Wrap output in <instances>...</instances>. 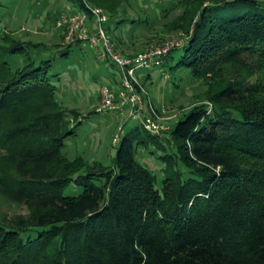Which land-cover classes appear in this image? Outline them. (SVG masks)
Returning <instances> with one entry per match:
<instances>
[{
	"label": "trees",
	"instance_id": "1",
	"mask_svg": "<svg viewBox=\"0 0 264 264\" xmlns=\"http://www.w3.org/2000/svg\"><path fill=\"white\" fill-rule=\"evenodd\" d=\"M11 1L0 0V190L25 214L0 219V264H264V81H251L264 74V0H151V14H135L132 0H66L78 10L62 14L84 11L93 29L91 7L104 10L121 56L137 55L120 45L158 24L187 39L129 77L145 117L157 121L167 104L154 105L139 69L204 86L160 133L138 119L108 162L64 153L83 120L59 98L52 58L88 43L64 42L62 14L60 43L21 38L8 27ZM118 67L120 90L105 85L116 103L127 91Z\"/></svg>",
	"mask_w": 264,
	"mask_h": 264
},
{
	"label": "rangeland",
	"instance_id": "2",
	"mask_svg": "<svg viewBox=\"0 0 264 264\" xmlns=\"http://www.w3.org/2000/svg\"><path fill=\"white\" fill-rule=\"evenodd\" d=\"M150 1L132 0L136 6L135 14L153 13L156 7L152 6ZM9 10L12 18H10L11 22L8 27L9 30L14 29L16 35L37 43L58 44L61 42L59 36L61 32L56 28L58 15L78 9L66 0H12ZM155 27H158L157 33L155 30H140L128 41L129 43L120 45L121 48L126 54H139L157 44L178 41L183 37L180 34L162 33L159 24ZM155 36L160 39L153 41ZM92 48L96 54V46ZM94 52L88 44H85L79 51L72 52L67 58H52L53 70L62 77L59 98L68 107L78 109L83 120L77 136L67 140L64 153L69 157L82 154L89 161L108 162L109 154L116 151L115 146L119 143V135L138 124L139 120H130V109L124 110L123 114L109 110L101 114H88L100 107L98 96L103 85L111 87L114 91L120 90L118 81L121 79V71L118 65H110L98 60ZM53 53V50H49L48 53L43 52L42 55L52 57ZM161 72L164 73L163 70ZM170 75V72L161 75L151 69L150 71L144 69L137 71L138 80L144 84L143 88L147 90L154 105L159 108L167 104L162 111H159L157 119L163 128L170 127L185 109L202 99L204 90L200 81L187 79L185 73L180 74L179 79L178 76L173 78ZM173 80L176 83H172ZM257 80L264 81V74L255 73L251 81ZM122 128L123 132H121ZM162 136L169 141L166 134L162 133ZM148 166L156 170L157 174L160 172L161 166L157 160H148ZM79 191L77 188L71 193ZM21 204L20 201L0 190V219L4 216L11 218L25 214V208Z\"/></svg>",
	"mask_w": 264,
	"mask_h": 264
},
{
	"label": "built area",
	"instance_id": "3",
	"mask_svg": "<svg viewBox=\"0 0 264 264\" xmlns=\"http://www.w3.org/2000/svg\"><path fill=\"white\" fill-rule=\"evenodd\" d=\"M91 12L96 21V27L94 29L88 26V15L84 11L62 14L57 25H66L65 43L70 42L73 38L83 40L91 47L96 46V52L100 59H110L126 69V76L124 77L123 84L127 88V91L121 93L123 97L120 103L114 101L112 91L104 85L100 89L98 103L100 107L98 110H120L124 104L128 103L130 104L129 111L133 119L141 120L150 132L156 134L160 133L165 128L160 126V124L151 117H145L143 115V100L138 94L133 92L129 77L135 79L134 74L137 68H146L150 67L152 64H159L162 57L166 56L172 49L181 47L187 39L181 37V40L178 41H167L157 44L133 57L121 56L103 27V24L107 20V15L104 10L98 7H91ZM123 112L124 111H121V114H123ZM116 138L118 139V137Z\"/></svg>",
	"mask_w": 264,
	"mask_h": 264
},
{
	"label": "crops",
	"instance_id": "4",
	"mask_svg": "<svg viewBox=\"0 0 264 264\" xmlns=\"http://www.w3.org/2000/svg\"><path fill=\"white\" fill-rule=\"evenodd\" d=\"M127 110V109H126Z\"/></svg>",
	"mask_w": 264,
	"mask_h": 264
}]
</instances>
